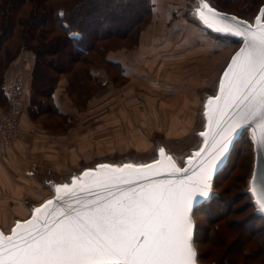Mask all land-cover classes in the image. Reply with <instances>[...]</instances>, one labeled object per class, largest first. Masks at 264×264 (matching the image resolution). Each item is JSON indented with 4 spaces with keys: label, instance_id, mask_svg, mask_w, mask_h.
I'll use <instances>...</instances> for the list:
<instances>
[{
    "label": "rangeland",
    "instance_id": "374dc122",
    "mask_svg": "<svg viewBox=\"0 0 264 264\" xmlns=\"http://www.w3.org/2000/svg\"><path fill=\"white\" fill-rule=\"evenodd\" d=\"M116 1L106 0L111 7L122 8V13L129 11L125 0L121 4ZM138 1L130 7L136 6L141 12L144 5H141L142 0ZM212 2L220 10L250 18L264 0H258L255 5L254 0ZM151 5V15L142 20L138 39L133 45L130 43L133 38L131 35L130 41L124 43L126 47L120 48L114 41L113 45L109 42L111 48L115 49L108 52L106 57L109 58V54L113 53L112 58L119 59L116 56L121 54L125 60L113 61H118L120 70L114 66L112 69L100 68L94 72L99 89L96 92L97 101L91 107L87 106L88 101L83 98L81 112L89 107L87 115L85 112L83 114L86 116L73 121L44 116V122L50 123V128L63 131L52 142L56 144V140L61 141L59 151L63 153L65 161L57 166L42 168L36 180L42 184L45 180L51 183L49 187L42 185L40 193L34 192L25 201L26 207L50 195L53 183L67 182L71 176L79 175L86 167H93L96 163H142L156 156L158 146H164L173 154L176 162L182 165L183 158L198 146L196 132L202 128L200 102L206 93L214 92L218 74L239 43L203 30L208 35L206 47L199 41L201 37L193 40L187 36L188 33L169 31V36L173 38H166L167 28L155 13L154 0H151ZM2 19L0 17V21ZM102 25L116 29L126 24ZM145 34L149 37L143 38ZM141 43L145 44L144 48L153 47L155 50H146L144 58L148 56V60L139 66L133 55L138 53ZM37 70L36 79L51 80L49 72L46 73L43 68ZM143 83L154 86L147 87ZM252 159V146L245 132L236 143L224 172L215 181L214 195L208 202L210 204H204V210L194 215L195 246L200 264H229L228 260L219 261L227 248L231 252V261L239 264L243 260L245 264L264 262V253L260 254L264 246L260 239L264 237H258V232H248L242 225L245 221L255 227L263 223V219L255 217L256 210L250 203V196L245 193ZM27 215L1 217L0 226L7 230L15 218L22 219ZM241 244L243 257L237 255Z\"/></svg>",
    "mask_w": 264,
    "mask_h": 264
},
{
    "label": "snow or ice",
    "instance_id": "6c2138e0",
    "mask_svg": "<svg viewBox=\"0 0 264 264\" xmlns=\"http://www.w3.org/2000/svg\"><path fill=\"white\" fill-rule=\"evenodd\" d=\"M256 23L257 31L244 29L243 22L228 29H214L243 35L245 44L224 73L227 89L221 80V96L215 100L220 101L227 92L231 101L225 100L224 106L218 103V112H223L225 106L246 105L249 112L245 120L259 116L264 123V25L261 17ZM212 104L213 99H209L208 105ZM230 130L235 132V126ZM226 139L218 142L216 152L201 165L196 180H151L148 172L152 165L134 168L127 164L120 168L102 164L100 168L112 173L131 169L137 179L107 176L102 182L107 195L97 193V199L82 201L80 208L59 195L62 189L57 187L56 201L66 206L54 215L57 210L46 211L54 203L49 200L35 209L36 213H44L43 222L34 216L27 227L21 230L17 224L11 237L0 238V264H194L191 218L211 199L212 179L227 150ZM170 167L173 171L169 175L187 172ZM140 178L144 182L138 183ZM63 188L67 190L68 185ZM71 195L65 191V196ZM73 198L80 202L79 196ZM37 223L39 227H35Z\"/></svg>",
    "mask_w": 264,
    "mask_h": 264
},
{
    "label": "trees",
    "instance_id": "16d2710c",
    "mask_svg": "<svg viewBox=\"0 0 264 264\" xmlns=\"http://www.w3.org/2000/svg\"><path fill=\"white\" fill-rule=\"evenodd\" d=\"M117 1L119 4L123 3V0ZM137 1L125 0L129 11L122 13V8H113L106 0H0V17L3 18L0 21V54L2 53L4 63L7 64V60L20 50L29 49L35 55L36 69H47L53 75L63 74L71 87L69 92H74L83 101V98L99 89L94 75L96 70L112 69L114 66L120 70L117 62L106 57L108 52L115 49L111 48L110 43L113 45L114 41L118 47H126L124 43L130 41L131 35L133 38L130 43L133 45L138 39L142 20L151 15V0H142L144 10L141 12L136 6L130 7ZM257 2L258 0H254L253 4ZM103 23L126 25L114 29L113 26L103 27ZM34 80H38L36 75ZM205 207L202 206L200 211ZM255 217L263 219L258 227L250 226L246 221L242 225L248 232H258V237H264V218L257 214ZM260 240L264 244V239ZM243 244L238 246L237 255L240 257ZM263 250L264 246L260 254L264 253ZM230 253L227 248L219 261L228 260L229 264H239L229 260ZM241 264H245L244 260Z\"/></svg>",
    "mask_w": 264,
    "mask_h": 264
},
{
    "label": "water",
    "instance_id": "95a60500",
    "mask_svg": "<svg viewBox=\"0 0 264 264\" xmlns=\"http://www.w3.org/2000/svg\"><path fill=\"white\" fill-rule=\"evenodd\" d=\"M205 5H207V7H205ZM262 10H264V3L257 7L255 13L250 18H245L234 13L220 10L213 4L212 0H197L195 5L191 7L189 11L187 10L185 12V19L190 24L214 36L236 41L239 43V45L235 51L231 53L224 67L218 74L215 81L214 92L208 94L206 93L200 102L202 128L196 132L199 138V144L196 148L189 152V155L183 158L184 161L182 165H179L176 162L173 154L169 153L164 146H158L156 148V156L146 162H123L120 164L99 162L94 164L93 167H86L82 172L79 173V175L74 177L71 176L67 182L53 183L51 187V194L46 195L36 204H30L28 206V215L25 218H15L7 230L3 228V226H0V238L11 237L13 229L17 228V224L22 226L21 230L24 227H27L28 222L33 221L34 216H39L40 222H43L45 219L44 213H36L35 209L42 208L49 200H52L54 203L53 205H50L46 211L57 210L54 211V215H58V210L65 207L66 204L56 201L57 193L55 192V189L57 187H61L62 189L59 195L64 197L66 201H70L73 207L80 208L82 201H91L97 199V193L101 195H107V192L102 185L103 180L107 176L111 175L137 179V175L131 169L125 168L123 172L112 173L107 169L100 168L99 165L102 164L120 168H123V166L127 164H132L134 168L142 165H152L151 172H148L147 169L144 170L145 172H148L149 179L151 180H186L188 177L196 180L199 176L201 165L213 156V154L216 152V149L219 147L218 142L222 139H225L226 137L228 147L223 157L220 159L212 179V189L210 193L212 199L214 195L215 181L221 172L226 168L236 143L245 132L248 134V139L251 143L253 154L251 171L245 193L250 196V203L254 206L256 214L264 218V207H262V205H264V123L261 122L259 116L246 121L245 117L249 112V108L246 105H241L239 108H228L225 106L223 112H218L216 110L218 103L224 106L225 100H228L229 103L231 101V98L228 97L227 92H225L224 98L220 101H216L215 97L221 96V80L225 81V86L227 89V79L224 78V73L231 64L233 57H235L236 54L245 47L244 36H235L227 31L218 32L214 30L228 29L233 27L236 22H243L242 27L244 29L257 31L258 26L256 21L258 17H261V25H264V13H262ZM233 17L236 18V21L232 20ZM209 99H213V104L211 106L208 105ZM241 124H243V127L240 126ZM233 126L236 128L235 132L230 130ZM201 133L204 135H201ZM161 149H163V155L160 154ZM198 152L200 153L199 156L196 155ZM170 166H174L176 169H187V172L185 173L180 171L174 176L169 175V173L173 171L172 167ZM205 166L207 165L205 164ZM86 172L88 173L87 176L84 175ZM31 173L34 174V171ZM74 178L76 179L75 184H73ZM142 182H144L142 178L138 179V183ZM50 183V180H45L43 185L45 187H49ZM64 185H68L67 190L63 188ZM121 187L127 188L128 186L122 184ZM113 190L115 191L116 189ZM65 191L71 193L72 195L65 196ZM75 196H79L80 202L73 198ZM209 201H207V203ZM191 224L193 226V239L190 243L196 254L194 264H200L198 261V252L195 246L196 223L194 221V216L191 218ZM39 226V223L35 225V227Z\"/></svg>",
    "mask_w": 264,
    "mask_h": 264
},
{
    "label": "crops",
    "instance_id": "0c3cea01",
    "mask_svg": "<svg viewBox=\"0 0 264 264\" xmlns=\"http://www.w3.org/2000/svg\"><path fill=\"white\" fill-rule=\"evenodd\" d=\"M197 0H154V9L162 23L165 24V37L169 38L172 33H188L190 39L200 38L202 46L208 45L207 33L195 27L185 19V12L195 5ZM167 25H170L169 27ZM162 29H165L162 27ZM149 37L145 34L143 38ZM173 38V37H171ZM141 43L138 53L133 55L138 65L144 64L148 56L144 58L146 50L154 52L155 49L144 48ZM4 57H6L4 55ZM113 53L109 54L108 60H125L124 55H117L119 59H113ZM10 58V57H9ZM129 60V59H128ZM0 54V110L5 109L7 102L5 87L15 82L18 85L22 99V112L19 119L20 133L16 140L11 141L4 149V157L0 158V218L25 215L29 212L24 205L25 201L34 192L42 191V182L36 179L46 166H57L65 159L59 151L60 140H56L60 129L50 128V123L45 124L44 116L48 118H66L68 121L80 119L91 105L97 101V94L86 97L88 109L81 112L83 104L80 96L69 92L71 88L66 77L61 74H50L51 80H34L36 73V58L29 49L20 50L13 58L7 60ZM118 62V61H117ZM4 63V64H3ZM6 64V65H5ZM38 71V70H37ZM42 73L43 71L40 70ZM45 73V74H46ZM55 78V79H53ZM144 86L153 87V84ZM79 103V105H78ZM69 104V105H68ZM79 107V108H78ZM84 115V116H86ZM43 118V119H42ZM65 151V149H62ZM34 171V174L31 173ZM38 182L39 184H36ZM21 220V219H19ZM5 224V223H4Z\"/></svg>",
    "mask_w": 264,
    "mask_h": 264
},
{
    "label": "built area",
    "instance_id": "2783aa9c",
    "mask_svg": "<svg viewBox=\"0 0 264 264\" xmlns=\"http://www.w3.org/2000/svg\"><path fill=\"white\" fill-rule=\"evenodd\" d=\"M5 97L7 105L0 110V158L4 157L5 147L19 136L22 112V99L16 83H9L5 87Z\"/></svg>",
    "mask_w": 264,
    "mask_h": 264
}]
</instances>
